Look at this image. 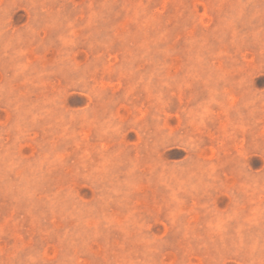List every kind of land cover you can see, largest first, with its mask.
Instances as JSON below:
<instances>
[{"label":"rangeland","instance_id":"rangeland-1","mask_svg":"<svg viewBox=\"0 0 264 264\" xmlns=\"http://www.w3.org/2000/svg\"><path fill=\"white\" fill-rule=\"evenodd\" d=\"M0 264H264V0H0Z\"/></svg>","mask_w":264,"mask_h":264}]
</instances>
